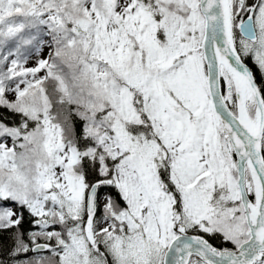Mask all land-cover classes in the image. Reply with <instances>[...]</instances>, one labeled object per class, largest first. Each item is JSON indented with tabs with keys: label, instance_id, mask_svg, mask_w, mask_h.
<instances>
[{
	"label": "snow or ice",
	"instance_id": "6c2138e0",
	"mask_svg": "<svg viewBox=\"0 0 264 264\" xmlns=\"http://www.w3.org/2000/svg\"><path fill=\"white\" fill-rule=\"evenodd\" d=\"M0 264H264V0H0Z\"/></svg>",
	"mask_w": 264,
	"mask_h": 264
}]
</instances>
